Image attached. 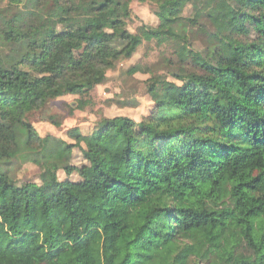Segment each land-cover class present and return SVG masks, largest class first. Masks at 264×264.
<instances>
[{
    "label": "trees",
    "instance_id": "16d2710c",
    "mask_svg": "<svg viewBox=\"0 0 264 264\" xmlns=\"http://www.w3.org/2000/svg\"><path fill=\"white\" fill-rule=\"evenodd\" d=\"M11 1L51 18L88 3L109 18L41 31L0 17V132L22 133L33 153L43 139L29 116L103 85L142 39L122 20L132 0ZM139 1L158 5L173 41L188 42L189 4L215 27L195 68L176 75L186 92L152 89L141 122L115 117L91 134L73 131L86 164L67 167L80 179H57L51 191L15 184L0 140L1 263L264 264V0ZM73 149L60 143L50 159Z\"/></svg>",
    "mask_w": 264,
    "mask_h": 264
},
{
    "label": "rangeland",
    "instance_id": "374dc122",
    "mask_svg": "<svg viewBox=\"0 0 264 264\" xmlns=\"http://www.w3.org/2000/svg\"><path fill=\"white\" fill-rule=\"evenodd\" d=\"M195 13L192 4L184 11L183 18L187 23L184 31L188 37V42L185 43L183 40L173 41L162 32L170 24L161 17L157 4L132 0L125 5L121 9L122 20L129 32L142 39L134 56L119 62L114 70L108 72L106 82L92 92L84 94L77 90L73 94L50 101L43 110L33 112L29 116V122L43 139L35 152L30 151L22 133L8 135L0 132V140L10 145L5 152V157L10 162L6 168L15 184H29L51 191L57 179L79 180L77 172L70 174L66 171L69 166L81 167L86 164L81 148L76 145L72 136L73 131L88 135L101 122L115 117H128L141 122L154 109L152 89L168 92L174 97L185 93L183 83L176 75L183 66L195 68L199 56L207 49V34L215 31L206 16L197 17ZM1 16H14L24 27L41 31L51 28L64 31L69 25L80 30L109 22L106 14L93 12L88 3H83L73 14H69L66 8H61L51 18L45 10L38 11L11 0H0ZM218 17L224 22L230 20L226 5L218 6ZM61 20H64L63 25ZM177 31L180 32L181 29ZM5 54L0 50V56ZM63 142L74 146L73 156H68L63 162L51 160L52 150Z\"/></svg>",
    "mask_w": 264,
    "mask_h": 264
}]
</instances>
